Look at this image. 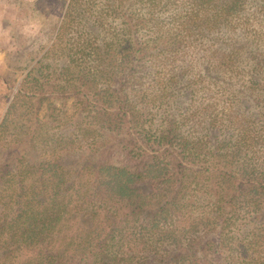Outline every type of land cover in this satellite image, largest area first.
<instances>
[{
	"label": "trees",
	"instance_id": "obj_1",
	"mask_svg": "<svg viewBox=\"0 0 264 264\" xmlns=\"http://www.w3.org/2000/svg\"><path fill=\"white\" fill-rule=\"evenodd\" d=\"M0 122V264H264V0H67Z\"/></svg>",
	"mask_w": 264,
	"mask_h": 264
},
{
	"label": "rangeland",
	"instance_id": "obj_2",
	"mask_svg": "<svg viewBox=\"0 0 264 264\" xmlns=\"http://www.w3.org/2000/svg\"><path fill=\"white\" fill-rule=\"evenodd\" d=\"M67 0H0V122L18 82L51 46Z\"/></svg>",
	"mask_w": 264,
	"mask_h": 264
}]
</instances>
